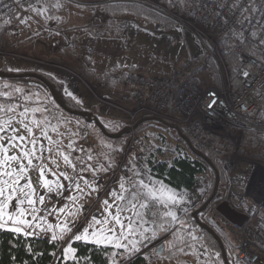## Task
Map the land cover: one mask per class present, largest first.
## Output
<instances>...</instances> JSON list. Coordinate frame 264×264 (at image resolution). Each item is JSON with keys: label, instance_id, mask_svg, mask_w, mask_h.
Returning <instances> with one entry per match:
<instances>
[{"label": "rangeland", "instance_id": "374dc122", "mask_svg": "<svg viewBox=\"0 0 264 264\" xmlns=\"http://www.w3.org/2000/svg\"><path fill=\"white\" fill-rule=\"evenodd\" d=\"M100 1L42 0L17 22L0 18V67L6 66L12 72L42 70L49 73L64 84L67 95L91 109L99 119L121 120L132 126L144 116L137 110L133 98L139 84L134 80H121L116 82L113 91L106 80L86 82L76 70L83 57L93 60L97 73L128 67L138 74L160 76L173 72L186 60L212 55L199 36L187 28L175 24L165 30L146 16L133 17L124 7L118 9L119 15H111L104 12ZM136 1L147 5L143 0ZM47 3H52V14L31 15ZM100 11L112 20V26L105 34L97 35L87 29L86 24ZM120 20L135 23V28L119 30L117 22ZM149 92L148 87L143 89L142 104H148ZM50 109L60 113L65 121L64 125L57 126L53 118L46 121L48 126L52 122L48 133L43 127L31 134L39 123L21 117L10 107H6L1 116L0 227L57 240L60 253L68 259L73 256L70 242L79 237L77 240L94 243L115 242L111 264H129L130 258L139 254L146 256L144 264H189L188 260L192 264H216L203 238L194 234L197 230L190 227L187 220L183 222L188 211L202 200L211 183L210 171L189 193L185 192L186 195L175 193L155 178H149L155 181L154 194L160 202L170 204L172 222L159 232L164 242L162 255L154 252L152 244L156 240L144 243L148 236L155 234L153 222L143 211L144 202L139 199L129 202L127 198L128 185L134 183L142 186L151 202L153 194L137 176L146 177L144 161L149 153L161 150L171 156L170 147L180 145L173 130L158 125H147L139 132L133 129L122 151L107 153L110 148H103L97 135L82 132L78 118ZM231 137L234 139H228L236 147L220 159L225 182H219L217 193L248 219L240 227L228 222L216 212L217 203L208 207L203 219L213 223L232 251L236 246L235 254L246 245L264 257V161L250 157L251 148L240 153L238 146L243 138ZM76 144L90 152L89 159L83 154L71 157ZM6 172L11 180L4 178ZM18 172L22 177L20 183ZM112 208L119 209L118 218L108 223ZM115 229L117 236H114ZM165 252L172 253L173 257H167Z\"/></svg>", "mask_w": 264, "mask_h": 264}, {"label": "built area", "instance_id": "2783aa9c", "mask_svg": "<svg viewBox=\"0 0 264 264\" xmlns=\"http://www.w3.org/2000/svg\"><path fill=\"white\" fill-rule=\"evenodd\" d=\"M41 1L0 0V18L11 20L17 14V22ZM143 1L199 36L218 66L221 84L202 87L186 79V73L193 66L191 60H186L173 72L160 76H146L138 74L133 68L131 71V68L120 67L110 72L109 79L114 82L134 80L138 83L133 95L137 110L142 111L144 116H161L162 119L183 125L194 138L199 150H216V139H234L231 135L244 140L248 132H253L264 137V0H168L171 8L157 0ZM111 21L100 11L90 18L86 28L102 35L111 28ZM161 26L158 25L160 28ZM117 28L131 31L135 28V23L120 20ZM228 31L231 38L230 50L240 62L237 86L231 83L224 63L223 55L227 49L220 45L224 33ZM145 87L150 91L148 104H142ZM5 92L7 88L1 86L0 103L5 99L10 108L20 111L36 104L21 94L5 98ZM37 103L43 104L47 110L52 108L65 115L49 100ZM78 121L82 132L90 136L88 125L80 119ZM76 146V153L71 157L83 154L89 159L90 152L83 151L79 144ZM93 155L97 159L96 152ZM127 193L129 202L138 199L144 203L149 202L148 196L134 183H129ZM233 263L264 264V257L255 248L242 245L241 249L238 248Z\"/></svg>", "mask_w": 264, "mask_h": 264}, {"label": "trees", "instance_id": "16d2710c", "mask_svg": "<svg viewBox=\"0 0 264 264\" xmlns=\"http://www.w3.org/2000/svg\"><path fill=\"white\" fill-rule=\"evenodd\" d=\"M157 1L171 8V4L168 2V0ZM123 7L130 10L133 17L140 18L146 16L147 19L153 21L154 23H159L160 25H162L165 30L171 29V27L177 24L172 19L165 16L163 13L156 11L152 7L147 6L142 2H137L136 0L109 1L107 4L102 6L104 12L106 11L111 15H119L118 9L120 10V8ZM16 17L17 14L14 15L11 20L15 21L17 19ZM220 45L227 49V52H225L223 55L224 63L228 70L231 83L234 86H237L240 62L230 50V31L224 33ZM212 58L213 57L209 54H205L199 57V59L197 60L191 59L193 66L191 70L186 73L185 78L191 80L192 82L198 83L202 87H208L211 84L220 86L221 81L218 66L215 60ZM93 64L94 62L91 58L83 57L79 66L76 67L79 76L84 81L89 83H96L101 80H106L108 81V88L115 91L117 83L109 79V74L113 70L97 73L93 68ZM0 70L8 71L6 66L0 67ZM36 72L42 74L53 85L55 91L64 99L68 108L74 111L83 110L93 112L91 109L86 108L78 100L67 95L64 91V84L61 81H58L52 75L42 70H37ZM0 86L7 88V92H5L3 95V97L5 98L13 96L15 94H21L26 99H30V101L36 103L34 106L24 107L20 111L16 108L10 109L16 111V113H18L21 117L26 116L31 120L36 116L37 118H39V122H41V124H44L45 128H47V133L51 131L50 129L52 128V122L51 126H48L46 121H49V119L53 118L52 121H57L56 126L64 125L65 121L64 117H62L60 113L56 114L50 110H47L43 104L37 103L49 100L57 107V109L62 110L66 115L70 117H76L87 124L90 128V133L98 136V139L101 142L103 148H110L106 151L107 153L119 152L122 151L125 147V140L127 137H129V133L121 135L117 138L106 136L94 123L88 122L85 118H82L80 116L65 112L54 101L48 87L43 82L35 78L0 77ZM6 107H8L6 100L3 99L0 103V122H2L1 116L4 114ZM170 113L173 114V111H170ZM164 120L169 123H175L172 120ZM100 121L102 122L105 130L108 133H116L128 125L126 122L116 119H108L106 121H103L100 118ZM147 125H158L164 127L165 130H173L172 128L164 125L161 122L149 120L142 121L135 128V131L139 132ZM178 125L180 126L182 132L187 135L191 143L196 147L194 138L186 131L183 125ZM173 131L174 138L180 145H173L172 147H170L171 150L168 152V154L171 153L172 155L166 156L164 155L165 153L163 151L158 150V152L156 153H149L146 156L144 162L147 169L149 170L150 175L175 193L192 190L194 185L201 179V177L205 175L207 171H210L211 183L207 187L203 199L188 211L187 217L185 218V220H183V222H186L187 220L189 222L188 225L197 230V232L194 231V234L203 238L204 244L209 250L211 257H213L215 263L224 264L221 250L216 240L207 231L200 228V226L192 218V211L198 208L212 192L215 180L214 170L204 158L193 153L188 148L186 142L178 135V133L175 130ZM216 146V150H208L204 148L200 150L217 168L220 177V184H222L225 182V175L223 164L220 162V159L225 152L231 154L235 150L236 146L228 139L218 138L216 139ZM238 147L240 148V153H245L248 148H251V150H249L248 152V155L252 158L264 161L263 136L255 135L253 132H248L245 139ZM73 153H75L74 150ZM158 154L162 155L161 159L158 158ZM104 158L105 161H107V158ZM112 167L114 166L111 165V168ZM218 194L219 193L216 194L215 198L211 201L208 207L212 206L214 203L216 204L217 202H220L222 198L219 197ZM144 206L145 208L143 211L148 218L153 220V230L155 231L154 235L148 236L147 240L144 239L146 240L144 243H148L159 238V232L163 230V227L169 226V224H171L172 218L169 215L170 206L165 203H161L160 198L158 197H153L151 202H147ZM208 207L199 214V219L200 221L208 224L218 234L223 242L225 252L230 264H234L233 257L235 256L236 246H233V248L235 249H233L232 251L226 240L214 227L213 223H210L209 221L203 219V215H205L209 209ZM59 247V242L57 240L37 235L25 234L15 229L0 227V264H111L112 254L114 252V248L111 246L76 239L70 242V248L72 249L73 256L71 259H68L60 253ZM164 255H166L167 257H173L172 253L165 252ZM145 261L146 256L142 257L139 254L130 258L129 264H144ZM188 262H190L189 264H192L190 260H188Z\"/></svg>", "mask_w": 264, "mask_h": 264}, {"label": "water", "instance_id": "95a60500", "mask_svg": "<svg viewBox=\"0 0 264 264\" xmlns=\"http://www.w3.org/2000/svg\"><path fill=\"white\" fill-rule=\"evenodd\" d=\"M0 77L3 78H13V77H31V78H35L41 82H43L49 89V91L51 92L52 98L54 99V101L58 104V106H60L65 112H68L70 114H74L77 116H80L82 118H85L88 122L94 123L99 130L105 134L108 137L111 138H117L121 135L124 134H128L130 133L131 130L135 129L142 121H149V120H154V121H158L163 123L164 125L172 128L173 130H175L178 135L186 142L188 148L195 153L196 155L204 158L211 166V168L214 170L215 173V180H214V185L212 188V192L211 194L207 197V199L195 210L192 211V218L194 219V221L200 226V228H202L203 230L207 231L217 242L220 250H221V255H222V259H223V263L224 264H230L226 252H225V248L223 245V242L221 240V238L218 236V234L206 223L200 221L199 219V214L201 212H203L208 205L211 203V201L215 198L216 194H217V190H218V184L220 182V178H219V173L217 168L214 166V164L210 161V159H208L201 150H199L198 148H196L191 141L189 140V138L187 137L186 134H184L180 128V126L176 123H169L167 121H165L162 118L159 117H155V116H143L141 118H139L136 123L132 126L127 125L125 126L123 129H121L120 131L116 132V133H108L102 122L100 121V119L95 116L92 112L90 111H83V110H79V111H74L71 110L70 108L67 107L64 99L55 91L53 85L40 73L38 72H34V71H23V72H12V71H3L0 70ZM215 210L216 212H218L224 219H226L227 221H229L232 224H235L237 226H242V224L244 222H246V220L248 219V216L246 214L240 213L239 211L236 210V208H233L230 203L227 200H223L220 201L216 204L215 206ZM163 240V238H158L153 244L154 245V251L155 254L157 255H162L164 253V242L161 241ZM158 241H161L159 243H157Z\"/></svg>", "mask_w": 264, "mask_h": 264}, {"label": "crops", "instance_id": "0c3cea01", "mask_svg": "<svg viewBox=\"0 0 264 264\" xmlns=\"http://www.w3.org/2000/svg\"><path fill=\"white\" fill-rule=\"evenodd\" d=\"M110 0H102V1H100V3H99V5L100 6H104L105 4H107L108 2H109ZM113 1H115V0H113ZM41 8V9H40ZM46 8V10H47V12H46V10H44ZM53 7H52V3H47L46 5H45V7L44 6H40L39 7V9L37 8L36 10H34V11H32L31 12V15H39V16H43V14L44 15H46L47 13L48 14H52V12H53ZM50 12V13H49ZM49 44H50V42H49ZM31 120V119H30ZM32 121H34V122H38L39 124H37L36 126H34V127H36L35 129H33L32 130V133L31 134H33V132H35L36 131V129L37 130H41L43 127H44V130L43 131H46L47 132V128H45V125L44 124H41V122H39L40 120H39V118H37L36 116H35V118H33L32 120H31V122ZM15 137H18V136H13V138H15ZM113 170V169H112ZM10 174L8 173V172H6V175H4V178L6 179V180H11L12 178H9L10 176H9ZM13 175V174H12ZM17 175H21L20 174V172H18L17 173ZM137 178L139 179V182L140 183H142L143 185H145L144 186V188H147V189H150V192L153 194V196L154 197H158V196H156L155 194H154V192H155V181L154 180H150L149 178H153L151 175H150V173H149V170L147 169V175H146V177H142V178H140L139 176H137ZM22 180V177L20 176V179H19V183L20 182H22L21 181ZM18 182V181H17ZM17 186H18V184H17ZM142 191H143V188H142V186H138ZM149 187V188H148ZM185 192H188L189 193V191H183V192H180L179 194H182V195H186V193ZM143 193H144V191H143ZM159 193H161V192H159ZM145 194V193H144ZM201 195H203L202 193L200 194V196L199 197H201ZM202 197H204V196H202ZM200 199V198H199ZM198 199V200H199ZM203 199V198H202ZM223 200H227V199H221L220 201H223ZM133 201V200H132ZM163 201V200H162ZM228 201V200H227ZM119 202H120V200H119ZM165 204H167V205H169L170 206V204L167 202H165V201H163ZM171 203V202H170ZM218 203V202H217ZM144 205H145V203H144ZM22 208H23V204L21 203V205H20ZM117 207H118V205H117ZM110 213H111V220L110 219H108V223L109 222H113V220L114 221H117V218H118V214H119V209L117 208L116 209V211H115V209L114 208H112L111 210H110ZM21 216L22 217H24V213L22 212L21 213ZM116 218V219H115ZM150 219V218H149ZM151 220V222H153V220L152 219H150ZM229 222V221H228ZM115 231H116V229H115ZM114 236H117V231L115 232V235ZM160 238V237H159ZM158 239V238H157ZM81 240H84V241H87V240H85V239H81ZM105 242V241H104ZM104 242H97V243H103V245H107V246H111V247H116L117 245L115 244V242H109V243H104ZM233 249H235V248H233ZM155 252V251H154Z\"/></svg>", "mask_w": 264, "mask_h": 264}, {"label": "snow or ice", "instance_id": "6c2138e0", "mask_svg": "<svg viewBox=\"0 0 264 264\" xmlns=\"http://www.w3.org/2000/svg\"><path fill=\"white\" fill-rule=\"evenodd\" d=\"M22 139V138H21ZM77 239H79V237H77Z\"/></svg>", "mask_w": 264, "mask_h": 264}]
</instances>
